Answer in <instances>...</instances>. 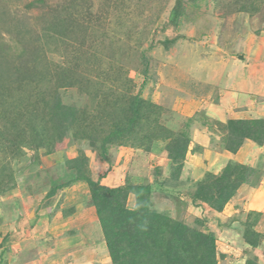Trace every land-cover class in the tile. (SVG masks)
<instances>
[{
	"label": "rangeland",
	"instance_id": "1",
	"mask_svg": "<svg viewBox=\"0 0 264 264\" xmlns=\"http://www.w3.org/2000/svg\"><path fill=\"white\" fill-rule=\"evenodd\" d=\"M35 1L0 0V47L3 50L10 47L8 65L20 67L23 60L18 56L26 50L27 69L33 70L38 62L42 72L34 84L29 73L21 82L7 81L4 95L0 97L3 102L0 108L3 113L0 117V260L3 258V264H20L18 260L24 259L23 253L11 252L10 240L17 237L20 239L15 242L23 241L24 248L35 250L33 255L37 259L29 264H112L99 222L88 211L89 187L82 182L74 184L73 172L65 165L67 160L81 157L83 153L94 180L104 179L113 172L109 176L111 184L112 177L118 176L113 167H124L123 175L130 173L127 180L131 183L140 184L143 178L152 184L156 208L193 228L213 233L220 256L218 264H243L246 260L264 264L261 220L254 227L261 235L258 247L245 249L240 243L242 239L245 241L246 228L242 222L247 221L248 212L259 207L257 200L264 199L261 188L264 187V145L247 148L245 143L250 140L244 141L247 149L240 154L248 156L245 159L238 156L236 160L251 162L247 165L254 168V178L237 190L223 215L190 197L194 184L207 173L219 176L227 161H231V154L224 152L222 138L227 131L224 130L226 123L222 122L232 112L219 118L222 122L207 117L204 109L193 116L190 152L203 148L213 155L205 152L204 163L200 158L185 161L181 181L186 185L174 196L162 184L171 174L168 140L143 144L146 141L141 142L138 133L126 145L109 146L103 159L100 144L94 151L89 139L97 128L102 129L101 138L105 137L117 119L116 108L112 107L114 90L127 98L139 94L152 102L154 108L161 109V126L173 131L181 129L189 118L184 109L188 102L184 93L189 77L200 80L197 83H210V89L212 86L224 89V81L223 86L214 83L222 62L238 55H241L239 59L246 56L252 62L256 49L264 46V0H182L183 13L178 25H173L170 19L178 0H75L77 11L71 16L60 8L64 0H45L46 6L40 4L28 9ZM57 17L63 21L72 18L70 25L74 29H45ZM199 61L204 63L200 74L191 70ZM233 68L229 64L225 67L227 78L230 72L241 76L242 69ZM188 71H192V76ZM232 73L231 77L235 76ZM253 73L257 74L261 87L250 95L264 99V60L259 61ZM67 76L74 83L57 88L61 80L69 81ZM121 76L124 79L120 81ZM126 79L131 81V86H126ZM191 84L188 91L196 93ZM56 92L63 104L77 106L89 122L77 126L78 138L70 132L63 142L40 144L39 136L48 134L46 130L50 126L44 102H55ZM259 103L264 104V100ZM203 104L212 108L220 106L213 99ZM27 111L39 113L45 123L41 121V125L32 127ZM27 115L28 120L23 121ZM134 143L141 149L130 147ZM215 153H221L222 157ZM129 160V165L125 164ZM137 178L139 181L134 180ZM65 185L69 187L59 190L53 198L48 197L50 190ZM4 187L6 192L2 193ZM134 204L135 199L130 195L127 205L131 208ZM221 252L230 255L225 258Z\"/></svg>",
	"mask_w": 264,
	"mask_h": 264
},
{
	"label": "trees",
	"instance_id": "2",
	"mask_svg": "<svg viewBox=\"0 0 264 264\" xmlns=\"http://www.w3.org/2000/svg\"><path fill=\"white\" fill-rule=\"evenodd\" d=\"M181 2L182 0H178L176 8L172 11L170 19L173 25H178L180 15L183 13ZM40 4L46 6L47 2L37 0L31 2L27 8L32 9ZM60 5L62 11L70 13V16L77 11L75 0H64V3ZM69 19L72 20V18ZM70 20L63 21L62 17H57L45 29L58 30L62 27L69 31L74 29L70 25ZM0 45L2 46L1 43ZM3 45L6 47L5 44ZM9 50L10 47L5 50L0 47V97L1 94L4 95V87H6L5 83L7 81L21 82L25 80L26 74L29 73V78H32L31 84H34L35 79L42 76L38 62L33 70L27 69L28 55L26 50L18 56V59L23 60L20 67L8 65ZM39 57L40 51L38 60ZM67 77L69 81L61 80L57 88H66L74 83L70 76ZM123 79V76L119 77L120 81ZM125 84L131 86V81L126 79ZM114 93L115 98L112 107L116 108L117 119L109 127L105 137L101 138V128H97L95 135L89 136L90 147L95 151L98 144H100V156L104 159L107 157L109 146L126 145L138 133L141 134L140 141H146L143 144L147 143L149 145L153 140H168L166 149L171 174L162 184L166 186L165 188L169 194L174 196L176 192L180 191L182 185H186L185 182L181 181V176L191 144L190 128L195 120L194 117L188 118L187 123L181 129L173 131L159 124L161 109L154 108L152 102L145 100L139 94L127 98L126 95L122 96L118 92L116 93L115 90ZM42 94L44 95V93ZM53 99L55 102H44V109L50 124L49 131L46 130V132L50 135L45 132L40 135V144L50 145V143H56V141L63 142L70 132H72L74 138H78L77 126L89 122L77 106L71 107L63 104L57 92L54 94ZM2 106L3 102L0 98V108ZM1 114L3 113L0 112V117ZM28 115H30L29 123L32 127H35L36 124L41 125V121L45 123L43 119H40L39 113L31 112ZM28 115L23 121L28 120ZM18 117L21 118L19 114H17ZM18 122H21V120ZM157 127L160 128V135L156 133ZM224 130L227 132L222 138V143L224 149L232 154H237L240 151L245 140H250L259 147L264 145V118L229 120L226 122ZM155 135L156 137H154ZM129 145L130 147L139 148L138 143ZM148 145L144 148L147 149ZM65 165L68 170L73 172L72 182L74 184L82 182L89 187L90 201L87 205L96 210V216L112 264H218L220 256L217 253L216 236L207 229L193 228L175 220L170 213L156 208L152 200L154 187L147 180L143 179L140 184H134L128 178L126 184L122 187H107L101 183V178L98 180L93 179L88 159L84 153L81 157L67 160ZM254 174L253 167L229 161L219 176L207 173L196 186L194 184L195 188L190 197L194 202L206 203L216 212L222 213L226 204L236 195L237 190L252 182ZM10 185L9 183L8 186ZM67 185L57 186L54 190H50L48 197L53 198L59 190L69 187ZM10 190L11 188L8 187L7 192ZM1 192H6L5 187L1 189ZM130 195L135 199L133 208H129L127 205ZM260 219L261 213L251 211L248 213L247 221L242 222V225L246 228L244 240L253 248H257L261 240V235L254 231V227ZM250 264L254 263L250 262Z\"/></svg>",
	"mask_w": 264,
	"mask_h": 264
},
{
	"label": "crops",
	"instance_id": "3",
	"mask_svg": "<svg viewBox=\"0 0 264 264\" xmlns=\"http://www.w3.org/2000/svg\"><path fill=\"white\" fill-rule=\"evenodd\" d=\"M261 46H260V48L256 49V57L252 62H250L251 59H248L246 56H242L241 59H239L238 56H241V55H238L237 57L231 56L229 60L222 62L221 72L218 73V75H215L217 78H216L214 83L219 82L220 86H223L222 83L224 81V83L226 84L225 86H223V87H225L224 89H218L217 90V88L215 86H212V88L210 89L209 88L211 86L210 83H208V84H204L201 82L197 83L200 80H194V79L189 77V80H187V82H186L187 83V87H186L187 92L184 93L188 98V102L184 108L187 111L185 116L192 118L197 113H200V111L203 112V109H204L206 111L207 117H210L212 119H217L220 122H222V121L219 120V118H223L224 116L230 114L231 112H232L231 113L232 116H228L227 117L228 119L226 120V122L229 120H246V119L264 118V116H261L264 113V104L259 103L261 100H264V99L250 95L251 93H255V91L260 89V87H261V84L258 80V77L256 76L257 74L253 73V70L256 69L259 61L261 63L264 60V46L263 45H261ZM241 60H243V61H241ZM239 61H241L240 64L238 63ZM248 62H249V64H248ZM228 64L233 65V67H234L233 69L241 68L242 69L241 76L238 77L236 72L235 73L230 72V73H228V78H227L225 76V73H226L225 67ZM203 67H204L203 61H201V62L199 61V62H195L193 64L191 70H193V72L197 71V73L200 74V73H202ZM187 73H189V75L192 76V71H188ZM231 73L235 76L231 77V75H230ZM191 83H193V87H195V89L197 90L196 93L194 92V90L188 91L190 88V85L192 86ZM256 93L258 94V91ZM194 94H196V95H194ZM195 99H197V101H195ZM211 99H213L214 102H216V104L220 103V106H217V108H212L206 104H203V102L205 100H211ZM226 107H228V108H226ZM210 110H213L215 112V114H212V112ZM248 114L251 115L252 117H249ZM259 114H260V116H259ZM226 122H222V123H226ZM245 145L247 148L254 147V146L258 147V145H256L255 143H252L251 141H246ZM245 145L240 149V151L237 154H232L230 152H227L226 150H224V152H226V155L231 154L232 158H230L229 160L235 161V162L240 163V164L247 165L249 162L246 163V162L241 161V160L240 161L236 160L237 159L236 157H238V156H239V158L241 157V159L242 158L245 159V157L248 156V154L244 153V152H243L244 155L240 154V153H242L241 151L247 149L245 147ZM258 148H260V147H258ZM189 149L190 150L187 154L186 161H188V159L200 158L202 160V163H204V162H206V160H204L202 156H204L205 152H207V153L209 152L211 155H213L208 149L205 150V149L201 148L199 150H194L193 153L190 152V151H192L193 148L189 147ZM215 154L220 155V157H222L221 153H215ZM222 161H223V159H221L219 161V164ZM227 162H229V161H227ZM129 163H130V160H129V162H125V164H128V165H129ZM249 164H252V163L250 162ZM212 165H215V163ZM113 169H114L115 173L118 175L117 176L118 178L113 176L112 177L113 181L111 180L112 183L110 184L109 183V180H110L109 176L113 174V172H110V173H108V176H106V178L101 179V183L107 187H110V188H117V187L124 186L126 184L127 177H129L130 173L129 174L126 173L123 175L124 167L119 168V169H118V167L117 168L113 167ZM138 179L139 178L134 179V180H138ZM142 180H143V178H141L140 182H142ZM107 181H108V184L106 183ZM262 185H264V181H262ZM261 188L264 189V187H261ZM262 197H264V195ZM256 204L259 205V207H256V208L254 207L252 211H256L258 213H261V219L260 220H261V224H263L264 223V199L262 201H260V199L257 200ZM133 207H134V205L131 208H133ZM88 211H90V213H92V215L95 214V216H94L95 221H98L96 213H94L95 209L88 206ZM220 214L223 215L224 213H220ZM86 225H88V224H86ZM256 229H257V227H256ZM16 239H20V237H17ZM16 239H13V241L10 240V243H11L10 248H11V252L13 254L23 253L22 255L24 256V259H21V261L19 259L18 263L29 264V262L31 260L37 259L33 255L35 250L32 251V249L31 248L29 249L28 247L24 248V245L22 244L23 241L15 242ZM24 243L26 244V239L24 240ZM240 243L243 244L245 249H250V250L253 249V247L249 246L245 241H243V239H242V241H240ZM224 245H225V247L229 248V246L227 244H224ZM22 247H23V249H22ZM221 253H222V255L225 256V258L228 257L227 255H230L228 252H221ZM27 255H28V258L25 259V257H27ZM20 257H22V256H20ZM246 261L243 264H246V263L248 264L249 261L248 260H246ZM3 262H4V260L2 258V260H0V264H3ZM250 262H249V264H250ZM252 263L257 264L255 262H252Z\"/></svg>",
	"mask_w": 264,
	"mask_h": 264
}]
</instances>
